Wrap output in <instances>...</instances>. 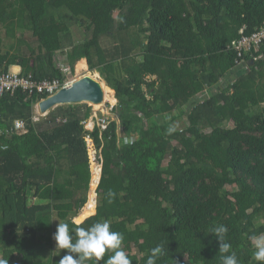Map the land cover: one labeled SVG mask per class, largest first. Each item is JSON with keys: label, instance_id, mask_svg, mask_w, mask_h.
<instances>
[{"label": "trees", "instance_id": "1", "mask_svg": "<svg viewBox=\"0 0 264 264\" xmlns=\"http://www.w3.org/2000/svg\"><path fill=\"white\" fill-rule=\"evenodd\" d=\"M64 11L84 36L69 50ZM0 28L16 41L0 50L3 73L19 67L64 83L60 53L72 73L86 60L117 100L106 129L87 131V104L35 122L46 96L0 97V261L59 264L67 255L52 239L53 217L72 227L87 209L88 138L101 175L96 213L81 226L107 220L132 264H146L158 245L156 264H221L226 254L208 232L223 224L239 264H257L249 236L264 234V40L249 51L233 44L264 28V0H0ZM106 41L121 45V59H108Z\"/></svg>", "mask_w": 264, "mask_h": 264}, {"label": "clouds", "instance_id": "2", "mask_svg": "<svg viewBox=\"0 0 264 264\" xmlns=\"http://www.w3.org/2000/svg\"><path fill=\"white\" fill-rule=\"evenodd\" d=\"M108 195L111 197L114 193L109 192ZM108 202L111 203V199ZM70 223L72 227L69 223L59 222L52 235L56 248L67 250V255L60 258L59 264H85L87 261H95V264H100L101 261L103 264H132L122 247L123 233L111 231L107 220L96 221L88 227H83V221L79 217H73ZM227 232L228 228L221 224L212 227L208 233L213 234L219 242V252L226 254L222 255L221 264H239L236 252H230L231 244L225 242ZM249 241L254 249L252 259L257 264H264V234L251 235ZM106 253L109 255L104 259ZM161 253L162 246L151 249L146 264H156L158 254ZM0 264L7 262L0 261Z\"/></svg>", "mask_w": 264, "mask_h": 264}, {"label": "rangeland", "instance_id": "3", "mask_svg": "<svg viewBox=\"0 0 264 264\" xmlns=\"http://www.w3.org/2000/svg\"><path fill=\"white\" fill-rule=\"evenodd\" d=\"M62 15H63L64 21L70 27V32H71L70 39L68 37H64L63 38L64 48H65V50H69L74 44H77V43H80L81 41H83L84 36H83L82 29L78 28L77 21L68 12L64 11V12H62ZM18 37H19V35H18ZM26 40H28V42H30L33 46L36 45L35 42L30 39V36H27ZM108 40H110V39H108ZM15 43H16L15 40L6 38L4 30L2 28H0V50H2V51L8 50V48L11 45H15ZM102 46L106 50L108 59L109 58L113 59L115 57L117 59H121L122 58L121 53H123V49H122L121 45L118 44V42L114 43V41H106L105 43L102 44ZM22 49H25V46H22ZM57 58H58L59 63H60L59 66L61 68H66L64 70V72L68 71L69 68H68V65L65 62V56L63 54L57 53ZM93 59H94V62L98 61V58H97L96 55L93 56ZM111 59H109V60H111ZM83 61H84V66H85L84 69L79 70V69H77V64L75 65L74 72L72 73L73 79L74 80H78V79H80V78H82L84 76H90V77L94 78L95 80L99 81L102 85L106 86L105 83L103 82L102 78L100 77V75L98 73L94 72V71H90L86 60H83ZM12 72L21 74V68H19V67L12 68ZM205 93H206V91L203 92L201 94V96L204 95ZM201 96H199V97H201ZM110 97L111 98H115L114 91L110 95ZM116 103H117V100L115 99V102L113 104H111L109 101L108 102L103 101L102 104H99L100 108H95L93 105H90V104L87 105L88 107L91 108L92 114H91L90 118L86 121V124L84 125L85 129L87 131L92 130V128L97 124V119H100L103 115L107 114L106 117L114 119V113L111 112V109L116 105ZM36 111L38 112L37 109H36ZM173 115H176V112H173ZM39 116H41V115L39 114ZM167 120H170V117L169 116H166V117L164 116L163 123H164V121H167ZM160 123H162V122H160ZM184 124H186V118L183 116L179 120L177 119L176 121H174L172 123V126L176 130H181L184 127ZM86 142H87V149H88L90 171H91V174L93 175V170L99 169L100 166H101L100 162L98 160L101 157H100V153L96 150L93 142L90 139H88V138L86 139ZM128 144H129V142H128ZM96 173L97 172L95 170L94 174H96ZM99 175H101L100 169H99ZM91 178L93 179V176H91ZM96 190H97V185L94 188V190H92V181H91L90 187H89V191H88V194H87V203L86 204H88L91 196L93 195L92 196V200L94 201L95 206H96V203H97ZM85 207H86V205L82 208L80 213L85 209ZM95 211H96V207H95ZM59 222H60L59 220H57L55 217H53V228L54 229H56L57 224ZM127 252L132 254V255H136V252H135V250H134V248L132 246L127 248Z\"/></svg>", "mask_w": 264, "mask_h": 264}, {"label": "built area", "instance_id": "4", "mask_svg": "<svg viewBox=\"0 0 264 264\" xmlns=\"http://www.w3.org/2000/svg\"><path fill=\"white\" fill-rule=\"evenodd\" d=\"M262 40H264V28L258 33H253L251 37L242 38L240 41H238V43L233 44V46L238 51H243L245 49L249 51L252 44L258 45L262 42ZM65 69L66 68H61V71L63 72V75L65 77L64 83L59 82V80L57 79L37 82L33 80L31 75L25 77L20 73L18 74L12 72V70L8 73H3L2 71H0V97L6 94L13 96L18 90H22L28 97H32L34 94H37L46 96L45 99L50 98L54 96L59 90L69 88L75 81L72 77L70 68L68 71L64 72ZM45 99L39 100L36 103V109L38 110V112L36 113L37 116L34 118L35 122H38L39 118H44L46 116L40 114L38 108L39 103ZM38 113L41 116H39ZM106 116L107 114L103 115L100 119H97V124L95 126L99 127L101 130H105L110 122V119ZM82 124L85 125L86 122H83ZM94 127L92 128V130L94 129ZM13 131L19 134L23 132L24 123L21 121H15L13 123ZM128 142L129 144H132V138H127L125 140L126 144H128Z\"/></svg>", "mask_w": 264, "mask_h": 264}, {"label": "water", "instance_id": "5", "mask_svg": "<svg viewBox=\"0 0 264 264\" xmlns=\"http://www.w3.org/2000/svg\"><path fill=\"white\" fill-rule=\"evenodd\" d=\"M103 101L104 92L102 84L90 76H84L75 80L69 88L61 89L54 96L40 102L38 108L40 114L47 115L58 106L79 104L99 105Z\"/></svg>", "mask_w": 264, "mask_h": 264}, {"label": "bare ground", "instance_id": "6", "mask_svg": "<svg viewBox=\"0 0 264 264\" xmlns=\"http://www.w3.org/2000/svg\"><path fill=\"white\" fill-rule=\"evenodd\" d=\"M102 86H103V92H104V101L105 102H108L109 101L111 104H113L115 102V98H111L110 97L111 94L108 92V88L106 86H104V85H102ZM93 106L95 108H100L99 105H93ZM99 169H95L96 172H97L96 174H94V171L95 170H93V175H92L93 176V179H92V190H94V188L98 184V181H99V178H100ZM92 196H91L88 204H86L87 205V209L84 212H82L80 215L77 216L82 221H84L85 219L89 218L91 215H94L95 214V207L96 206H95L94 201L92 200Z\"/></svg>", "mask_w": 264, "mask_h": 264}, {"label": "crops", "instance_id": "7", "mask_svg": "<svg viewBox=\"0 0 264 264\" xmlns=\"http://www.w3.org/2000/svg\"><path fill=\"white\" fill-rule=\"evenodd\" d=\"M12 68H15V67H12ZM35 112L37 113V111L35 110ZM100 168H101V166H100ZM100 173H101V171H100ZM100 179V178H99ZM98 186V185H97ZM93 216V215H92Z\"/></svg>", "mask_w": 264, "mask_h": 264}]
</instances>
